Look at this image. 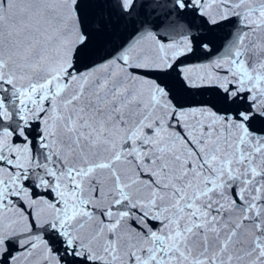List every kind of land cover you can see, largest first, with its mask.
<instances>
[{
  "label": "snow or ice",
  "instance_id": "6c2138e0",
  "mask_svg": "<svg viewBox=\"0 0 264 264\" xmlns=\"http://www.w3.org/2000/svg\"><path fill=\"white\" fill-rule=\"evenodd\" d=\"M0 264H264V0H0Z\"/></svg>",
  "mask_w": 264,
  "mask_h": 264
}]
</instances>
